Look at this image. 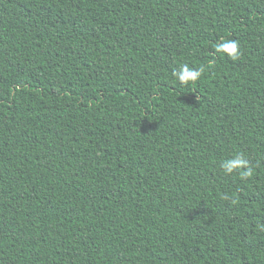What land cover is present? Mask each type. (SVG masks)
I'll list each match as a JSON object with an SVG mask.
<instances>
[{"label": "trees", "instance_id": "1", "mask_svg": "<svg viewBox=\"0 0 264 264\" xmlns=\"http://www.w3.org/2000/svg\"><path fill=\"white\" fill-rule=\"evenodd\" d=\"M0 264H264V0H0Z\"/></svg>", "mask_w": 264, "mask_h": 264}, {"label": "clouds", "instance_id": "2", "mask_svg": "<svg viewBox=\"0 0 264 264\" xmlns=\"http://www.w3.org/2000/svg\"><path fill=\"white\" fill-rule=\"evenodd\" d=\"M216 50L218 52L226 53L228 57L233 61L237 60L241 55L239 44L237 41L234 40L225 41L218 44L216 46ZM201 74V70L190 68L187 65L183 66L179 72L174 73L177 80L182 85H187L190 82H195L199 79ZM248 164L249 162L243 154H237L233 158L223 163L222 168L226 174H233L238 170L246 169L247 171L243 172L242 175L250 176L251 169L248 168Z\"/></svg>", "mask_w": 264, "mask_h": 264}]
</instances>
